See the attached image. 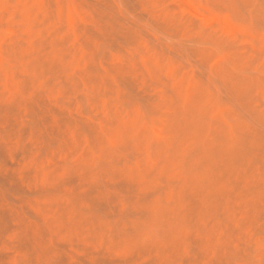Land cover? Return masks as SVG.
Wrapping results in <instances>:
<instances>
[{"label":"rangeland","instance_id":"obj_1","mask_svg":"<svg viewBox=\"0 0 264 264\" xmlns=\"http://www.w3.org/2000/svg\"><path fill=\"white\" fill-rule=\"evenodd\" d=\"M0 264H264V0H0Z\"/></svg>","mask_w":264,"mask_h":264},{"label":"bare ground","instance_id":"obj_2","mask_svg":"<svg viewBox=\"0 0 264 264\" xmlns=\"http://www.w3.org/2000/svg\"><path fill=\"white\" fill-rule=\"evenodd\" d=\"M222 21V20H221ZM224 21V20H223Z\"/></svg>","mask_w":264,"mask_h":264}]
</instances>
